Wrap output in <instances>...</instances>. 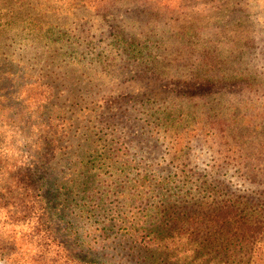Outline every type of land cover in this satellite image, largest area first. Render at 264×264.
I'll use <instances>...</instances> for the list:
<instances>
[{
	"label": "rangeland",
	"instance_id": "1",
	"mask_svg": "<svg viewBox=\"0 0 264 264\" xmlns=\"http://www.w3.org/2000/svg\"><path fill=\"white\" fill-rule=\"evenodd\" d=\"M176 1L0 0V264H264V0Z\"/></svg>",
	"mask_w": 264,
	"mask_h": 264
},
{
	"label": "trees",
	"instance_id": "2",
	"mask_svg": "<svg viewBox=\"0 0 264 264\" xmlns=\"http://www.w3.org/2000/svg\"><path fill=\"white\" fill-rule=\"evenodd\" d=\"M195 1V0H194ZM178 3L179 7L181 8V4L183 2H180V0L176 1ZM41 117V114L39 118ZM29 131H32L34 133H38L40 135L39 142L35 146V150L33 153V159L38 162H46V152L47 148H51L53 146V141L49 140V134H50V128H43L42 126H35L32 125ZM52 135V134H51ZM38 165V164H37ZM28 173L32 172L29 177L34 176V173H36L40 168L28 167L25 166ZM39 167V165L37 166ZM38 173V172H37ZM240 209V208H238ZM235 216H239V211L236 209L234 211ZM253 217L255 214H251ZM256 216V215H255ZM170 220L162 221L155 220V222L151 221L150 228H144V231L148 234L149 242H146L145 244L141 245L140 248H144V251H149L153 247H157L158 251L161 253V262L162 264H173L170 263L172 261L170 258L171 256H176L178 252L184 247V242L182 240H173L170 236ZM159 222V224H158ZM255 225H250L248 221H245L240 225V232H237L234 236L231 238H224L223 236L214 237L213 235H209L207 241V246H220V251L223 250L225 253L224 258L228 259L229 262H234L237 260L238 255L237 249L240 248L241 250H244V248H248L249 244V237L253 235L255 231ZM171 228V226H170ZM99 249L96 246H89L86 250L82 249L81 251H86V256L92 257V262L87 261L85 264H96L98 261L99 256ZM243 252V251H240ZM79 255V253H78ZM181 256V254H180ZM221 259V257H220ZM107 264H114L112 259H105ZM180 261V260H179ZM178 261V262H179ZM221 261V260H220ZM149 262V263H148ZM146 264H158L155 259L153 261H148Z\"/></svg>",
	"mask_w": 264,
	"mask_h": 264
}]
</instances>
